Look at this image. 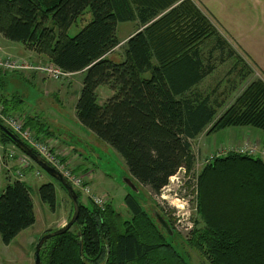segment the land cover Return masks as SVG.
Instances as JSON below:
<instances>
[{"label": "trees", "instance_id": "trees-1", "mask_svg": "<svg viewBox=\"0 0 264 264\" xmlns=\"http://www.w3.org/2000/svg\"><path fill=\"white\" fill-rule=\"evenodd\" d=\"M86 10L91 21L69 37L68 29ZM135 19L141 30L126 41L122 61H111L106 56L119 44L117 24ZM0 35L44 56L62 72L83 74L77 122L115 152L134 184L152 195L178 171L190 174L194 156L189 142L204 131H264L263 82H252L219 117L208 96L189 95L211 73L199 47L215 36L190 0H0ZM104 86L112 94L99 105L96 90ZM1 103L9 115L22 102ZM32 121L26 118L25 127L32 130ZM33 129L40 135L39 127ZM0 143L21 152L1 130ZM194 192L200 226L193 221L182 241L169 219L156 209L148 211L159 213L171 236L130 194L124 205L131 219L121 221L109 203L99 209L88 200L83 203L76 192L78 219L68 232L42 245L40 264H188L185 247L207 264H264L262 159L235 152L211 158L199 171ZM37 193L54 212V185L42 184ZM71 214L70 203L67 222ZM34 222L29 188L20 180L7 185L0 193L2 244L8 246ZM174 239L182 252L172 246Z\"/></svg>", "mask_w": 264, "mask_h": 264}, {"label": "rangeland", "instance_id": "rangeland-1", "mask_svg": "<svg viewBox=\"0 0 264 264\" xmlns=\"http://www.w3.org/2000/svg\"><path fill=\"white\" fill-rule=\"evenodd\" d=\"M227 10L233 11L231 8ZM242 12H244L243 8ZM200 14L207 20L208 25L215 33V36L203 41L202 45L199 47L200 57L204 65L211 68V73L207 75L199 85L194 87L189 95L200 94L202 97L208 96L210 102L218 106L216 108V117H219L235 103L236 99L252 82L260 81L264 83V73L261 72V68L256 66L247 56L248 52H243L234 41L229 40L215 28L213 24L214 21L211 17L203 13ZM90 21L91 14L86 10L71 25L67 31V35L69 37L75 36ZM119 37L121 38L122 34H120ZM0 38H2L1 35ZM218 39L224 45H220ZM18 45L22 46L20 44ZM19 46L15 47V45H13L10 48L12 52H2L0 50V53H6L11 56L1 58L13 60L22 68L18 71H10L5 68L0 69V74L2 75V88H0L1 102H8L4 95L7 89H10L15 95L20 96L27 102V110L31 112L34 111L33 117L37 119L36 121L39 124H42L43 127L46 128V131L49 129L54 136L61 139L67 136L68 139H71L70 143L75 148H86L88 154L84 160L79 159L76 153H74V158L77 159V161L79 160L78 162L82 160L81 162L85 164V167H87L88 170H92V175L91 172L88 171L75 172L71 169L69 164L64 163L60 159L61 155H58L57 152L55 153L52 149L51 151L58 155L59 160L66 168L76 174H82L86 177L88 175L91 186L89 187L93 195H104L107 197L105 198L106 204L104 207L109 203L119 215L121 221H128L131 219L124 205L125 196L130 194L147 212L151 209H156L159 213H162L165 218L169 219L175 232L181 238V241L182 239H187L189 232L193 228V221L198 223L196 227L200 226V221L195 212L194 191L197 175L206 161L217 156L222 157L227 151H239L246 148H256V153L250 154L249 156L259 157L258 152L264 149L262 145L264 141V131L256 128H226L214 132L211 135H207L206 130L189 142L194 156L193 167L190 174H185L183 170L178 171L175 176L169 179L167 186L164 187L158 195H152L147 187L143 188L139 185L137 187L136 184L137 191H131L123 182V179L127 178L128 174L122 159L108 146L106 147L104 143L101 141L98 142L75 118L73 102L74 98L76 97L77 100L79 96L82 82L81 74L75 73L53 80L46 72L37 69L40 67H48L52 64L48 62L44 56L26 50L24 46H22L23 48ZM20 52L24 53L21 54ZM111 55L113 57H111ZM111 55L109 58L111 61L121 62L118 59L123 57V52H114L111 53ZM24 73H28V75L25 77V75H23ZM12 74H17L18 76H12ZM108 92L110 91L106 86L99 87L96 90L98 104L104 103L106 101L105 98H110ZM1 102L0 107L2 108L3 104ZM18 107V109H11L9 115L22 119L25 125L27 112L20 106ZM3 114L2 108L1 115H8ZM57 120L60 122L59 126L56 125ZM4 126L11 131L7 124H4ZM28 129L33 131L36 137L47 144V139H45L44 136L35 133L37 128H35V130ZM92 146L96 148L95 150L92 149L94 153L89 149V147ZM66 151L69 152V150ZM263 153L264 151L262 154ZM4 155L8 161L16 162L15 173L17 179L20 181H25V177L27 175L29 176L28 173L33 166H35L37 170L34 171L31 176L32 181L35 183L30 184V196L33 202L35 222L33 226L22 231V233L8 246L3 245L0 240V264H34V247L38 240L43 234L54 231L55 223H59L68 218L70 202L66 193L57 183L33 162L30 161L31 164L29 165V169H23L20 162L22 153L14 146L9 144L7 149H5ZM97 155L99 158H97ZM261 159H264V156ZM38 169L40 170V175L36 176L34 174ZM98 170L105 172L108 176L105 173V175L102 174ZM27 183L26 185L29 187V182ZM45 183H52L55 188L56 206L54 212L39 200L37 189L40 185ZM82 199L83 203H86L88 200L84 197H82ZM149 215L157 222L156 217L152 215V213H149ZM171 244L176 250L182 252L176 239H174ZM185 250L188 254V257L186 256L188 264H207L205 259L194 250L187 247H185Z\"/></svg>", "mask_w": 264, "mask_h": 264}, {"label": "crops", "instance_id": "crops-1", "mask_svg": "<svg viewBox=\"0 0 264 264\" xmlns=\"http://www.w3.org/2000/svg\"><path fill=\"white\" fill-rule=\"evenodd\" d=\"M190 1L200 13H203L213 19L214 21L213 24L220 33L224 34L229 40L234 41L235 44H237L242 49L243 52H246V53L248 52L247 56L255 63L256 66H259L261 68V72L264 73V0H190ZM228 8H231L233 11L232 12L228 11L227 10ZM242 8L244 12H242ZM141 28L142 27L137 19H135L134 21L118 23L115 29V36L119 44L117 45V47L111 50L110 53H108L106 57L110 58L111 53H114V52H124L126 41L131 36H133L135 33H137L139 30H141ZM120 34H122L121 38L119 37ZM0 41H2L0 42V46H1L0 50L2 52L4 51L12 52L10 48L13 45H15V47L19 46L18 44L11 43L3 38H0ZM19 47L23 48L22 46H19ZM2 52L0 53V57H11L10 55L6 53H2ZM20 53L23 54L24 52H20ZM4 55H8V56H4ZM111 57L113 56L111 55ZM122 58H119L118 60L122 61ZM80 74L81 76H83L82 73ZM23 75H25L26 77L28 73H24ZM12 76H18V75L12 74ZM38 86L40 87L39 84ZM111 94L112 93L108 92V96H111ZM4 96L6 97L5 99H7V101H10V102L11 101L13 102L15 98L21 100L22 103L20 104V106L22 109L26 110L27 112L26 117L34 120L31 122V125H30L32 130H34L33 129L34 127H39L40 136L42 135L45 137V139H47L46 142L49 145V147L55 153L57 152L58 155H61L60 159L64 163L69 164L71 169L74 170L75 172L88 171V172H91V175H92V170H88V168L85 167V164L81 162L82 160H84V158L88 154V152L86 151V148L84 147L75 148L74 146L71 145L70 143L71 139H68L67 136H64V138L61 139V138H57L56 136H54V134H52V132L49 129L46 132L42 124L35 123L37 119L33 117L34 111L31 112L27 110L26 108L27 102H25L20 96L15 95L14 92L11 91L10 89H7ZM105 99L107 100L108 98H105ZM75 100H76V97L74 98V102H73L74 115H75V104H76ZM102 104H99V105H102ZM56 125L57 126L60 125V122L58 120L56 122ZM242 128H245V127H242ZM262 145L264 147V141ZM7 147L8 145L3 146L0 143V193L5 189L7 185H10L13 182L18 180L17 175L15 173L16 172L15 171L16 162L8 161L5 158L4 152H5V149H7ZM92 147H89L90 151L92 150ZM66 150H69V152ZM92 151L94 153V150ZM263 151L264 149L258 152V155L260 158L264 156L262 155ZM74 153L78 155L79 159H82L80 162H78L79 160L77 161V159L74 158L75 157ZM262 161L264 162V159H262ZM36 170L37 168L35 166L30 168V171L28 173L29 176L27 175L25 177L26 179H24L25 181L24 182L22 181L25 185L28 184L27 182H29V187H28L29 192H30V186H31L30 184L35 183L34 181H32L31 176L33 175V172ZM100 172L102 174L105 173L103 171H100ZM89 186H90V178H89ZM103 197L105 196L103 195ZM69 212H70V206H69L68 213ZM67 219H64L63 221L59 223H55L54 230L65 225L67 222Z\"/></svg>", "mask_w": 264, "mask_h": 264}, {"label": "built area", "instance_id": "built-area-1", "mask_svg": "<svg viewBox=\"0 0 264 264\" xmlns=\"http://www.w3.org/2000/svg\"><path fill=\"white\" fill-rule=\"evenodd\" d=\"M8 69L10 71H18L22 69L19 64L17 65L13 60L1 58L0 57V69ZM40 71L46 72L50 78L56 80L58 78H62V76H69L62 74L57 67L54 65H49L48 67H40L37 68ZM2 108L0 107V118H4V124H7L9 129L18 136L20 140H22L27 147L33 150L37 155L42 157L45 161H47L51 166L57 169L63 177L70 183V185L75 188L82 196L87 198L92 204H94L97 208L103 209L106 204V199L103 196L93 195L89 185V176H84L82 174H75L70 169L66 168L60 160L57 158L56 154L51 151V148L45 142H42L35 134L25 127L22 119H18L15 116L5 115L2 116ZM4 115V114H3ZM256 148H246L241 149L239 151H227L235 152L238 154H253L256 153ZM264 154V153H263ZM262 154V155H263ZM22 159H20L21 165L23 169H29V165L31 164V160L25 156L23 153L21 155ZM218 157V156H217ZM31 161V162H30ZM36 176L39 175L38 172H35Z\"/></svg>", "mask_w": 264, "mask_h": 264}, {"label": "water", "instance_id": "water-1", "mask_svg": "<svg viewBox=\"0 0 264 264\" xmlns=\"http://www.w3.org/2000/svg\"><path fill=\"white\" fill-rule=\"evenodd\" d=\"M0 130L6 136H8L14 144L18 146V149L21 151V153L27 156L38 168H40L50 178H52L54 181H56L58 184L61 185L72 206V214L68 222H66L65 225L54 231H50L48 233L43 234L38 240L34 250V264H40L39 252L42 245L51 238L65 234L76 223L79 215L78 198L75 191L72 189L69 183L63 178V176L57 170L49 166L46 161H44L40 156H38L35 152H33L29 147L24 145L19 139H17L11 132H9L1 124H0ZM92 149L95 150L96 148L92 147ZM123 182L131 191H137V187L129 177L124 178ZM152 214L156 217L159 226H161V228H163V230L165 232H168L169 235L171 236L172 231L168 223L159 215L158 212L152 211Z\"/></svg>", "mask_w": 264, "mask_h": 264}, {"label": "bare ground", "instance_id": "bare-ground-1", "mask_svg": "<svg viewBox=\"0 0 264 264\" xmlns=\"http://www.w3.org/2000/svg\"><path fill=\"white\" fill-rule=\"evenodd\" d=\"M59 70V69H58ZM62 74H64V75H68L69 73H65V72H62L61 70H59ZM70 75H72V74H70ZM3 122H5V119L4 118H0V124L4 127V128H6L5 126H4V123ZM7 129V128H6ZM8 130V129H7ZM33 132V131H32ZM12 133V132H11ZM22 143H24L22 140H20ZM39 156V155H38ZM57 156V158H58V155H56ZM42 158V157H41ZM43 159V158H42ZM59 159V158H58ZM44 160V159H43ZM45 161V160H44ZM47 162V161H46ZM61 162V161H60ZM48 163V162H47ZM63 164V163H62ZM48 165L49 166H51L49 163H48ZM51 167H53V166H51ZM54 168V167H53ZM55 169V168H54ZM55 170H57V169H55ZM58 171V170H57ZM38 173H39V175H40V170L38 169V171H37ZM59 172V171H58ZM73 172V171H72ZM60 173V172H59ZM73 173H75V172H73ZM61 174V173H60ZM76 174V173H75ZM62 175V174H61ZM63 176V175H62ZM64 178V177H63ZM65 179V178H64ZM66 180V179H65ZM67 181V180H66ZM56 182V181H55ZM68 182V181H67ZM69 183V182H68ZM69 185H70V183H69ZM71 186V185H70ZM72 187V186H71ZM72 189L75 191V193L76 192H78L75 188H73L72 187ZM79 193V192H78ZM80 194V193H79ZM81 195V194H80ZM67 196V195H66ZM82 196V195H81ZM82 197H84V196H82ZM85 198V197H84Z\"/></svg>", "mask_w": 264, "mask_h": 264}, {"label": "flooded vegetation", "instance_id": "flooded-vegetation-1", "mask_svg": "<svg viewBox=\"0 0 264 264\" xmlns=\"http://www.w3.org/2000/svg\"><path fill=\"white\" fill-rule=\"evenodd\" d=\"M97 158H99V156Z\"/></svg>", "mask_w": 264, "mask_h": 264}]
</instances>
